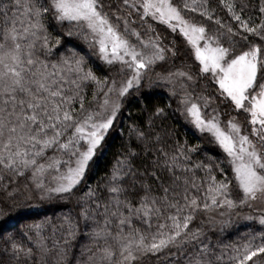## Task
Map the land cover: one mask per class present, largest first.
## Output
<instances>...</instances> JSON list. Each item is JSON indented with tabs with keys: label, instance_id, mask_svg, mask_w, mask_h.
<instances>
[{
	"label": "snow or ice",
	"instance_id": "6c2138e0",
	"mask_svg": "<svg viewBox=\"0 0 264 264\" xmlns=\"http://www.w3.org/2000/svg\"><path fill=\"white\" fill-rule=\"evenodd\" d=\"M81 239L82 264H264V0H0V264Z\"/></svg>",
	"mask_w": 264,
	"mask_h": 264
},
{
	"label": "trees",
	"instance_id": "16d2710c",
	"mask_svg": "<svg viewBox=\"0 0 264 264\" xmlns=\"http://www.w3.org/2000/svg\"><path fill=\"white\" fill-rule=\"evenodd\" d=\"M253 3L256 2V0H252ZM158 31H164V26H157ZM156 71H161V69L157 68ZM147 90V89H145ZM89 99H91L90 95V90H89ZM168 103V96H167V89H159L155 90V94L143 98L140 102L133 101L131 104L127 105V107L124 110V114L121 117V120L123 121L121 127L125 129L123 137L120 135L119 132L113 133V139L111 141V147L106 154V156L102 159L100 164L97 167L96 173L93 175L91 182L95 184V182L104 174V166L106 164H110L112 161L113 155L121 148V144L123 140L127 139V126L135 120L136 122H142L144 119H146V114L142 110V106L146 105L148 109L150 110L153 105H159V106H164ZM132 114V119L128 118V113ZM166 125L172 127V128H177L178 129V134L180 135L181 140L185 138L188 139L190 144H197V143H203L202 140L198 138L197 135H193L191 131H187L182 125V123L178 122L177 120L174 119H169L168 121L165 122ZM212 155H218L219 153L217 151H213L210 153ZM24 181L21 180V186H23ZM34 205H38L37 201H33ZM61 211V209L56 208L54 206H36L29 208L21 213L18 214V216L12 221L13 224L17 225H23L25 223H31L34 220L38 221L41 220L45 217H52L54 214H58ZM244 229H241L243 231ZM25 244H28L27 240H24ZM88 241L81 239L75 249L73 250L72 253L69 255V259L72 261V264H76L77 260L81 261V264L83 262V259L86 258V253L85 256H81V245L87 244ZM37 264H39V261L37 260Z\"/></svg>",
	"mask_w": 264,
	"mask_h": 264
}]
</instances>
